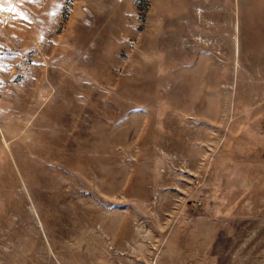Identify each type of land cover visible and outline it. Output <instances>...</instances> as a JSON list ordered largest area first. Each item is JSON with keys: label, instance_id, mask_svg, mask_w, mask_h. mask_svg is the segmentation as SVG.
<instances>
[{"label": "rangeland", "instance_id": "1", "mask_svg": "<svg viewBox=\"0 0 264 264\" xmlns=\"http://www.w3.org/2000/svg\"><path fill=\"white\" fill-rule=\"evenodd\" d=\"M0 264H264V0H0Z\"/></svg>", "mask_w": 264, "mask_h": 264}]
</instances>
